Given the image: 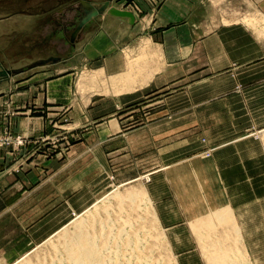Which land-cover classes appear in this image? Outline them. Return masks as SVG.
Instances as JSON below:
<instances>
[{"label": "crops", "instance_id": "0c3cea01", "mask_svg": "<svg viewBox=\"0 0 264 264\" xmlns=\"http://www.w3.org/2000/svg\"><path fill=\"white\" fill-rule=\"evenodd\" d=\"M217 1L160 0L155 6L140 5L149 21L146 28L138 27L136 14L134 23L109 13L101 16L99 27L77 49L87 65L98 63L95 67L106 77H123L134 63H129L128 54L135 58L140 54L139 49L145 48L146 55L137 65L138 70L136 65L133 67L135 72L127 82L134 84L132 88L120 90L126 82L121 84V80L120 85L117 82L119 92H111L106 97L110 103L107 106L102 97L101 107L77 109L73 105L76 97L72 99L70 76L62 75L41 86H28L29 81L23 86L12 85V79L0 82V132L9 128L13 133L37 138L59 134L64 129L76 132L82 127V136L72 139L63 155L54 153L50 159L35 155L26 163L30 170L27 173H8L9 163L24 158L8 148L0 149V228L4 229L5 245L0 248V264L8 261L9 189L19 185L20 194L36 195L32 206L35 211L46 210L44 207L48 205L51 207L46 211L65 212L67 217L68 212L86 209L101 194L110 163L120 160L124 149L144 145L146 141L154 149L152 163L155 167L160 165L150 177L147 192L179 260L193 259L189 246L214 237L209 235L212 227L205 223L209 215L230 210L233 224L230 221L212 223L219 232L246 226L247 223H238L236 215L246 211L252 199L247 197V191L238 192L237 180L252 185L253 177L246 165L254 163L253 143L246 132L251 124L264 126V36H257L243 24H215L214 21L220 16L221 5L243 15L250 12L252 2L264 11V0H226L221 5ZM47 19H52L53 30L60 26L61 19L55 14ZM95 23L93 19L86 30ZM80 36L70 44L75 45ZM78 67L75 65L74 69ZM189 83L204 92L205 84H213V90L207 95L201 91L194 95L189 93ZM221 84L227 85L226 91H221ZM20 87L23 89L18 93L16 89ZM158 98H164L168 107L159 110L150 107L148 124L134 129L126 127L122 118L126 104L137 102L139 105L141 101L153 102ZM210 100H213L211 115L229 117V120H216L208 132L200 127L199 118L206 115L209 109L206 101ZM189 114L197 117L191 131H207L209 140L215 142L214 156L184 162L183 157L191 153L189 144L194 145L191 151L200 145L198 135L189 136L190 127L185 118ZM67 117L70 123H63ZM173 118L178 120L172 122ZM174 149L179 150V156H174ZM261 153L264 157L263 142ZM242 156L246 159L238 158ZM56 158L61 161L56 162ZM34 159L53 165L51 179H43L45 171ZM174 161L179 162L169 165ZM238 165L241 171L237 174ZM50 182L52 187L47 194L51 199L44 200L41 189ZM33 184H36L34 188ZM245 189L250 191L252 186ZM61 221L56 223L59 225Z\"/></svg>", "mask_w": 264, "mask_h": 264}, {"label": "rangeland", "instance_id": "374dc122", "mask_svg": "<svg viewBox=\"0 0 264 264\" xmlns=\"http://www.w3.org/2000/svg\"><path fill=\"white\" fill-rule=\"evenodd\" d=\"M86 1L92 4H99L108 1V7L110 6L120 10L130 11L133 15L136 14L138 17V21L136 23H139L138 27L146 28V26L149 24V21L146 16V13L142 10L141 6H148L150 4L155 6L156 3H159L160 0ZM225 1L226 0H219L217 2L219 4ZM251 6L252 8L250 12L240 15L232 13L231 9L229 10L230 6L225 7L224 5H221V13H219L220 16L214 22L215 24H229L236 22L239 24L246 25L248 28L252 29V31L257 36H264V32H260L261 29L264 30V21H262L263 19H259L260 16L264 14V11L261 10L260 7L254 2H252ZM80 8L82 9V7L79 5V0H0V61L6 68L26 67L28 64L34 61L40 59H47L52 56L60 58V61L58 62L24 69L22 72L10 76L7 79L9 81H11L12 79V83L10 84L20 86L22 84L24 85L26 81H29L28 86H32V84L36 86H41L44 83L46 85L47 81H55L60 76L65 75L71 77L73 92L72 99L76 97L74 101L75 104L73 105L77 107V109L101 107L102 97H105V100L103 102L105 106L110 104L109 101L106 100V97H110L111 92L117 93V90L114 91L116 88L111 83V79L117 75L112 77H106L103 73H99L100 70L95 67L98 63H92L90 65H87V62L84 61L83 56L77 52V49L80 48L81 45H83V43L85 42L86 36L90 34L92 30H95V28L99 27V22H101V16H103L104 14H108V11L106 9L102 14H99L94 17L93 19H96L97 25L95 23L90 27H87L88 29L86 30L87 24L92 22L93 19L87 22L77 34L74 41L77 40V37L79 35H81L82 38L80 36L79 40L76 42L77 44L75 43V45L72 46L70 43H74V41L70 40V34L74 28V23L79 20V17L82 14ZM52 14H55V17L58 16L61 19L59 23L60 26H55L57 27V29L54 30L52 19H47ZM253 14L254 16L260 14L257 17L261 24L258 23L249 25L240 20L241 17L244 15L251 16ZM257 25H262V27H257ZM65 27L66 30L64 29ZM41 34L44 35V38L40 36ZM44 42L46 43L44 44ZM126 53L128 54L129 51L127 50ZM138 53L140 54L135 56V58H133L134 55L132 54L127 55V58L129 57V63L135 62V65H138L146 58L145 48H140ZM132 59L134 60L130 61ZM85 64L86 66H84ZM75 65H79L80 67H78V69H74ZM95 72L98 73L97 75H95L97 78L94 77L91 80V75ZM130 86L124 85L121 87V90L132 88V86ZM188 86L189 93H193L194 95L200 91L201 93H205L207 95L208 91L212 92L213 90V84H205V92L202 90V88L201 90H198L197 85L194 83H189ZM220 86L221 91H226V84H221ZM21 88L22 87L16 89V91L20 93L23 89ZM74 94L75 96H73ZM17 100L18 102H20V96H17ZM219 101H217V103ZM206 104H208L207 106L209 107V109L206 110V115L200 117L199 120L200 127L209 132V130L213 128L210 125L215 123L216 120H229V117H216V115H211V107H213V100L206 101ZM169 105L171 106L170 103ZM150 107L157 108V110H159L168 107V104L164 98H158L156 100H153V102L141 101L139 105L137 102H130L126 104L124 117H122L126 127L129 129H134L148 124L150 120V117L148 115V109H150ZM185 118H187L186 123L190 127L189 136L192 137L198 135L200 137V145L199 147L193 148V150L191 151L190 149L194 145H191V143L189 144L188 147L190 149L188 151L191 153L183 157L184 162L191 161L197 158L203 159L214 156L216 146L214 144L215 142L212 143L211 140H209L208 132L206 131V133H204L201 129L199 131H191L192 129H194L192 125L196 123L197 117L191 116L189 114L185 116ZM63 120V123H70L68 117L64 118ZM85 120H83V123ZM175 120H178V118H173L172 122H174ZM81 128L79 127L78 129H76V132H74V130L64 129L63 132H59V134H53L44 137L39 136L37 138H33L27 134L13 133L9 130V128H5L3 131L0 132V137L8 134L7 137L9 139V143L7 146H1L0 149L8 148V151L14 154H21V157L24 158L22 161L20 159V161H14L12 163H9L8 173H27L30 170H27L26 163L30 162L32 158H35L34 156L38 154L43 155L45 157L44 159H50L54 153L63 155L67 151V147L71 144L72 139H79L82 136ZM246 133L247 135L251 136V142L253 143L251 150L253 152L252 159L254 163L250 164L249 162L246 165L248 167L247 171L251 173L253 177L252 185H250L249 183L245 185V183L241 182L240 180H237V182L240 183L238 185V192L244 193V191H247V197L252 199V204H249L250 207H246V211L238 212V214L236 215V220H238V223H247L248 226L246 224V226H237L236 228L223 230L224 235H220L218 229L214 228L215 232L213 233L216 235L213 234L215 237L210 239H213L212 241H214L215 243H217L218 241H221L222 244L230 242L231 244H229L232 247H230L232 250L238 248V258L237 256H235L236 258L234 259V261H236V259L239 260V258L240 260H237L239 263L236 261V264H264V157L261 153V142L264 143V126L251 124L248 126ZM19 137L24 139V143L22 145H18L16 142L18 139H20ZM145 143L146 144H141L134 148L130 147L128 148V150L124 149V158L122 157L116 163H110V171L109 173H107L106 177L107 183L105 188H103L101 194L96 196L93 201L86 207V209L81 212H68L67 217H64L65 212L46 211L47 208L51 207H48V205H45L44 207L46 210H43L41 212L35 211L32 209V206L36 202V195H33L32 193L26 194L25 192L20 194L19 185L9 189L8 261L4 264H73L70 260H68V253H70L68 250L69 247H71L72 245L71 240L72 238H74L75 233L83 230L81 231V233H84V231L90 233L92 231V233L90 234L96 235L97 232H99V229L101 228L102 230L100 231L102 232V234L98 233V236L99 234L102 235V241L110 248L109 252L105 251L107 253V256L105 253V257H108L107 261L105 259V263L107 262L106 264H113V262L114 264H122L123 262V264H136V262L137 264H139L138 262L140 261L137 257L141 254L146 253H154L151 255L152 262L154 260L157 261L158 258L162 256L160 259L164 260L161 261L159 259L160 261H158L159 263L156 262L157 264H166V262L167 264H173L172 262H175L176 264H210V262L213 261L218 262V259H216L215 257L216 254L219 255L217 252L212 253L210 251V253H208L209 248L212 247L208 242L201 243L200 245H190L189 250L192 251V254L190 255L193 256V259L179 260L176 256V253L172 251V247L168 243L167 239L163 238L165 233L162 230L158 220L153 219L152 211L154 210V208H150L149 206L147 207V205H145L144 208L143 201L139 198L133 201L132 199L127 197V191H130L131 188V190L142 192L144 191L148 194L147 187L150 181V177L155 171V168H159L160 166L159 164H157V167H155L156 164L152 163V154H154V149L150 148L148 141H146ZM31 146H33L34 148H30ZM157 150H159V147L157 148ZM173 151L174 156H179V150L174 149ZM238 158L246 159L245 156ZM56 159V162L61 161L59 158ZM149 160L151 161V163L149 162ZM33 161H36L39 165H42V168L45 171L43 179H51L53 173V165H50L51 163L48 165L46 163V160L40 161L34 159ZM177 162L179 161H174L169 165ZM240 165L243 166V164ZM240 171L241 170L239 169L238 165L236 173L238 174L240 173ZM35 186L36 184H33L32 188H34ZM251 186L252 189L250 191L245 189L250 188ZM51 187L52 185L50 182L49 184H45V186L41 189L44 200H47L48 198L51 199V195L49 196L47 194L48 189ZM28 190L31 189L28 188ZM116 193L117 195H121V199H113L110 197L115 195ZM109 198L111 199L108 200ZM49 202L50 204L52 203L51 200ZM151 206L153 207L152 202ZM94 210L98 213H96ZM61 219L62 221L58 225V223L56 222L60 221ZM83 219L86 220V224H84L85 226H82L83 229L80 228L78 229V231L77 228L73 229V226L79 223L80 220L82 221ZM232 220H234L233 216ZM99 222L103 223V225H100ZM230 222V224H233L232 221ZM250 222L252 224H250ZM38 223L39 225L41 223L42 226H37ZM105 224L107 225L106 227ZM88 225L90 226V231L88 230ZM140 226L142 229L140 228ZM133 229H135V231ZM64 230L69 232L67 233L68 237L66 238L65 236H63V233L65 232ZM126 230H129V232H126ZM3 232L4 229L0 228V248L5 246L3 243ZM69 234L71 238H69ZM129 234H131L133 237L135 236V238H133ZM145 235H148L147 239ZM99 237V240L101 241V236ZM142 237L144 240H140L142 239ZM229 237L232 238V240L229 239ZM66 239H69V241L67 242ZM205 240L209 241L208 238ZM139 241H143V243L144 241H147L148 243H144V247L140 249L138 246ZM68 243L70 244V246ZM212 245H215L217 247L216 244ZM151 246L153 252L148 253V249H151ZM156 250H159V252ZM215 251H217V249H215ZM239 251H241L243 255H240ZM174 256H176V258ZM198 256H201L202 259H198ZM135 257L137 258V260ZM168 257L170 260L168 259ZM127 261L129 262L127 263Z\"/></svg>", "mask_w": 264, "mask_h": 264}, {"label": "bare ground", "instance_id": "6f19581e", "mask_svg": "<svg viewBox=\"0 0 264 264\" xmlns=\"http://www.w3.org/2000/svg\"><path fill=\"white\" fill-rule=\"evenodd\" d=\"M256 14V13H255ZM261 14V13H260ZM259 14V15H260ZM259 15H257V16H259ZM257 16H254V14L253 15H251V16H242L241 17V19L240 20H242L244 23H246V24H249V25H253V24H261L260 22H259V20H258V17ZM260 20H262V21H264V14H262L261 16H260V18H259ZM259 26H261L262 27V25H257V27H259ZM264 26V25H263ZM255 27V26H254ZM264 28V27H263ZM259 30V29H258ZM260 31V30H259ZM260 32H264V30H262L261 29V31ZM136 64L135 62L134 63H132L131 65H130V70L128 71V73L125 75V76H123V77H121V76H117V77H114L112 80H113V82H114V84H113V82H112V84H113V86L114 85H116L117 84V82H118V84H119V82L122 84V82L124 81V82H128L130 79H132L131 77V74H133L135 71H132L133 70V67H134V65ZM137 66V65H136ZM136 66H135V68H136ZM134 68V69H135ZM137 70H138V66H137ZM136 70V71H137ZM139 72V71H138ZM98 73L97 72H95L94 74L92 73V75H91V80H92V78H97L95 75H97ZM89 75V76H90ZM100 75V74H99ZM135 76V75H134ZM133 76V77H134ZM88 78V77H87ZM99 78V77H98ZM89 79H90V77H89ZM83 80H85V79H83ZM93 81H95V80H93ZM131 81V80H130ZM123 82V83H124ZM126 83H124L125 85H126ZM92 84H93V82H92ZM123 84V85H124ZM127 84H129V86L131 85V86H133L134 84L133 83H127ZM133 84V85H132ZM120 85V84H119ZM117 86L118 85H116V86H114L116 89L114 90V91H116L118 88H117ZM130 86V87H131ZM119 87V86H118ZM122 87V86H121ZM130 87H128V88H130ZM125 88H127V87H125ZM121 90V89H120ZM113 91V90H112ZM118 92H119V89L117 90ZM116 91V92H117ZM132 189V188H131ZM130 189V191H127V197H129L130 199H132L133 201L134 200H136V199H140V200H142L143 201V205H144V208H145V205H147V207L149 206L150 208H153L152 206H151V199H150V197H149V195L147 194V193H145L144 191L142 192V191H136V190H131ZM120 195V194H119ZM119 195H117V193L115 194V195H113V196H110L111 198H118V199H121L120 197H121V195L119 196ZM123 195V194H122ZM111 198H109L108 200H110ZM117 200V199H116ZM131 200V201H132ZM109 203V202H108ZM132 204V203H131ZM153 204V203H152ZM131 206V205H130ZM132 207V206H131ZM134 207V206H133ZM103 208H104V206H103ZM104 210V209H103ZM137 210H139V209H137ZM153 210V209H152ZM95 211V210H94ZM96 212V211H95ZM103 212V211H102ZM119 212V211H118ZM96 213H98V212H96ZM95 213V214H96ZM106 213V212H105ZM152 213H153V219L154 220H156L157 219V216H156V214H155V211L153 210L152 211ZM107 214V213H106ZM120 214V213H119ZM133 214V213H132ZM208 214V213H207ZM211 214V213H210ZM135 215V214H134ZM138 215V214H137ZM136 217V216H135ZM205 217V216H204ZM142 218V217H141ZM141 218H140V220H141ZM201 218V217H200ZM117 219H119V218H117ZM126 220V219H125ZM158 220V219H157ZM207 222H205V223H208V226L211 228L212 227V232H211V230L210 229H208V230H210V231H208V233L209 232H211L212 234H209V235H213L214 233L213 232H215L214 231V225L212 224V223H214V222H218V223H223V222H225V221H227V222H229V221H232V214H231V212H230V210H223V211H217V212H215V213H213L212 215H209L208 216V218H207ZM98 221V220H97ZM118 221V220H117ZM143 221V220H142ZM222 221V222H221ZM79 222V221H78ZM159 222V221H158ZM89 223V222H88ZM100 223V222H99ZM217 223V224H218ZM226 223V222H225ZM84 224H86V220H80V222L79 223H77V224H75L74 226H73V229H76L77 228V231H78V229H80V228H82V226H85ZM115 224V223H114ZM100 225H103V223H100ZM110 225V224H109ZM116 225H118V224H116ZM120 225H121V223H120ZM143 225V224H142ZM141 225V226H142ZM145 225V224H144ZM89 226V225H88ZM90 226H91V224H90ZM90 226H89V231H90ZM107 225L105 224V227H106ZM141 226H140V228H141ZM217 226V225H216ZM87 227V226H86ZM100 227V226H99ZM132 227V226H131ZM133 227H135V226H133ZM101 228V227H100ZM110 228V227H109ZM139 228V227H138ZM83 229V228H82ZM129 229V228H128ZM132 229V228H131ZM142 229V228H141ZM86 230V229H85ZM96 230V229H95ZM100 230H102V228L101 229H99V232H97V234L96 235H92V234H90V233H92V231L89 233V232H85L84 231V233H81V231H83V230H81V231H78L77 233H75V236H74V238H72V240H71V243H72V245H71V247H69V252L70 253H68V260H70L73 264H106L105 263V259H106V261L108 260V257H105V253L108 251L109 252V247H108V245H106L103 241H102V235H100L99 234V236H101V241L99 240L100 239V237L98 236V233H101L102 234V232L100 231ZM134 231H135V229H133ZM148 230V229H147ZM194 230V229H193ZM65 231V230H64ZM75 231V230H74ZM107 231V230H106ZM116 231V230H115ZM132 231V230H131ZM139 231V230H138ZM104 232V231H103ZM126 232H129V230L127 231L126 230ZM140 232V231H139ZM226 232V231H225ZM67 233H69L68 231H65L64 233H63V236H65V238L66 237H68L67 236ZM94 233H95V231H94ZM108 233V232H107ZM220 233V235L221 234H223L224 233V231L223 232H219ZM219 233H218V235H219ZM227 233V232H226ZM104 234V233H103ZM124 234V233H123ZM132 234V233H131ZM131 234H129L130 236H132ZM144 234H145V232H144ZM143 234V235H144ZM203 234V233H202ZM206 234V233H205ZM105 235V234H104ZM103 235V236H104ZM126 235H127V233H126ZM138 235V234H137ZM153 235V234H152ZM198 235V234H197ZM214 235H216V234H214ZM213 235V236H214ZM224 235V234H223ZM107 236V235H106ZM111 236V235H110ZM142 236V235H141ZM146 236V235H145ZM230 236V235H229ZM236 236V235H235ZM105 237V236H104ZM133 237V236H132ZM144 237V236H143ZM143 237H142V239H140V240H144L143 239ZM215 237V236H214ZM221 237V236H220ZM69 238H71V236H70V234H69ZM112 238V237H111ZM119 238V237H118ZM130 238V237H129ZM133 238H135V236L133 237ZM137 238H138V236H137ZM148 238V235L146 236V239ZM153 238V237H152ZM163 238L165 239L166 238V235L164 234V236H163ZM206 238V237H205ZM213 238V237H212ZM219 238V237H218ZM113 239V238H112ZM121 239H123V238H121ZM126 239H127V237H126ZM229 239H231L232 240V238H230L229 237ZM67 240V239H66ZM133 240V239H132ZM136 240V239H135ZM138 240V239H137ZM149 240H150V238H149ZM209 241H208V243H210V245L212 246L211 248H209V252L208 253H210V251L212 252V253H214V252H217L219 255H217L216 254V259H218V262H210V264H236V261L238 260V259H236V261H234V259L236 258L235 256H237L238 254V252H237V250H238V248H235L234 250H232L231 248V246H230V242H228V243H223L222 244V242L221 241H218L217 243H215L214 241H212L211 239H208ZM218 240H220V239H218ZM233 240H234V237H233ZM69 241V239L67 240V242ZM123 241V240H122ZM148 241V240H147ZM147 241H144V243L146 244V242ZM154 241H155V239H154ZM204 241V240H203ZM217 241V240H216ZM111 242V241H110ZM137 242V241H136ZM149 242V241H148ZM147 242V243H148ZM200 242V241H199ZM205 242V241H204ZM225 242V241H224ZM70 243V242H69ZM68 243V244H69ZM144 243H143V241H139L138 242V246H139V248L140 249H142V247H144ZM155 243V242H154ZM207 243V244H208ZM230 243V244H229ZM122 244V243H121ZM125 244V243H124ZM131 244V243H130ZM133 244V243H132ZM136 244V243H135ZM212 244H216L217 245V247L215 246V245H212ZM66 245V244H65ZM151 245V244H150ZM149 245V246H150ZM156 245V244H155ZM209 245V246H210ZM225 245V246H224ZM239 245V244H238ZM69 246H70V244H69ZM112 246V245H111ZM118 246V245H117ZM121 246V245H120ZM135 246H137V245H135ZM134 246V247H135ZM113 247V246H112ZM133 247V246H132ZM216 247V248H215ZM231 247V248H230ZM67 248H68V246H67ZM130 248V247H129ZM136 248V247H135ZM207 248V247H206ZM240 248V247H239ZM156 249V248H155ZM215 249H217V251H215ZM120 250V249H119ZM131 250V249H130ZM106 251V252H105ZM111 251H113V250H111ZM133 251V250H132ZM135 251V250H134ZM156 251H158L159 252V250H156ZM124 252H126V251H124ZM150 252H153V249H152V246H151V249L149 248L148 249V253H150ZM232 252V253H231ZM62 253V252H61ZM64 253V252H63ZM113 253V252H112ZM115 253V252H114ZM130 253V252H129ZM143 253H144V251H143ZM146 253V252H145ZM161 253V252H160ZM239 253H240V255H243L242 254V252L241 251H239ZM147 254V253H146ZM141 254V255H139L137 258L139 259V261L141 262V264H155L156 262H158V261H160L161 259V257H159L158 258V260L157 261H151V259H152V254H154V253H151V254ZM155 254H156V252H155ZM172 254V253H171ZM205 254V253H204ZM59 255H60V253H59ZM119 255V254H118ZM162 255V254H161ZM173 255V254H172ZM211 255V254H210ZM106 256H107V253H106ZM120 256V255H119ZM129 256V255H128ZM135 256V255H134ZM208 256H209V254H208ZM245 256V255H244ZM122 257V256H121ZM135 257V258H136ZM163 257H166V256H163ZM175 258H176V256H174ZM242 257V256H241ZM67 258V257H66ZM112 258V257H111ZM114 258V257H113ZM120 258V257H119ZM118 258V259H119ZM123 258V257H122ZM134 258V259H135ZM137 258H136V260H137ZM156 258H157V256H156ZM171 258V257H170ZM173 258V257H172ZM237 258H238V256H237ZM64 259H65V257H64ZM64 259H62V260H64ZM127 259V258H126ZM154 259H155V256H154ZM160 259V260H159ZM168 259H169V257H168ZM174 259V258H173ZM216 259H215V261H216ZM60 260V259H59ZM122 260V259H121ZM164 260V259H163ZM163 260H161V261H163ZM166 260H167V258H166ZM165 260V261H166ZM170 260V259H169ZM172 260V259H171ZM239 260H240V258H239ZM238 260V261H239ZM56 261V260H55ZM112 261H114V260H112ZM126 261V260H125ZM175 261V260H174ZM237 261V262H238ZM242 261H243V259H242ZM61 262H63V261H61ZM129 261H127V263H128ZM140 262H138L139 264H140ZM207 262H209V261H207ZM110 263V262H109ZM124 263V262H123ZM122 263V264H123ZM126 263V262H125ZM134 263H135V261H134ZM159 263V262H158ZM169 263V262H168ZM173 264H176L175 262H172ZM239 263V262H238ZM69 264V263H68ZM113 264H114V262H113ZM117 264H119V263H117ZM136 264H137V262H136ZM157 264V263H156ZM163 264V263H162ZM166 264H167V262H166ZM171 264V263H170ZM242 264V263H241Z\"/></svg>", "mask_w": 264, "mask_h": 264}, {"label": "water", "instance_id": "95a60500", "mask_svg": "<svg viewBox=\"0 0 264 264\" xmlns=\"http://www.w3.org/2000/svg\"><path fill=\"white\" fill-rule=\"evenodd\" d=\"M79 5L82 7V14L79 17V20L74 23V28L71 31V41H74L77 34L83 28V26L96 17L99 14H102L106 9L108 13L118 17H125L130 23H134V15L130 11L120 10L115 7H108L109 2L105 1L99 4H92L86 0H79ZM66 30V27L64 28ZM60 61L59 57H49L47 59H40L28 64L26 67L22 68H6L0 61V82L7 80L10 76L22 72L24 69L33 68L35 66H41L49 63H55Z\"/></svg>", "mask_w": 264, "mask_h": 264}, {"label": "built area", "instance_id": "2783aa9c", "mask_svg": "<svg viewBox=\"0 0 264 264\" xmlns=\"http://www.w3.org/2000/svg\"><path fill=\"white\" fill-rule=\"evenodd\" d=\"M8 134L4 135V136H1L0 137V147L2 146H7L8 143H9V139H8ZM20 138V137H19ZM24 139L20 138L18 139L16 142L18 145H22L24 142H23Z\"/></svg>", "mask_w": 264, "mask_h": 264}]
</instances>
